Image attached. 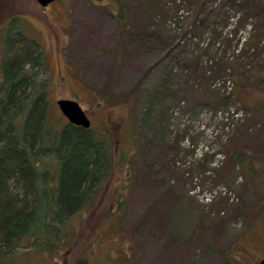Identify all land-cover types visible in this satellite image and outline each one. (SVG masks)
<instances>
[{
  "label": "rangeland",
  "instance_id": "obj_1",
  "mask_svg": "<svg viewBox=\"0 0 264 264\" xmlns=\"http://www.w3.org/2000/svg\"><path fill=\"white\" fill-rule=\"evenodd\" d=\"M140 3L132 1L130 22L123 24L117 20L115 0H57L46 8L37 0H0V83L3 59L19 47V42L5 40L10 28L12 37L17 39L19 31L40 45L46 66L36 71L48 84L50 126L61 129L68 123L57 100L76 99L91 127L103 135L109 132L117 160L93 202L71 216L64 228L58 225L50 245L43 241L32 247L34 238H25L0 264H75L79 258H87L88 264H126L125 258L130 264H258L264 258V41L251 63L244 56L232 58L235 71H244L251 83L243 93L245 105L233 97L229 110L216 111L209 100L236 89L232 78L189 70L181 76L176 44L180 29L174 21L163 22L157 28L158 41L153 38L151 47L142 44ZM250 28L241 27L233 45L214 42L209 55L220 47L219 55H236ZM173 45L177 47L170 50ZM172 73L178 78L166 89ZM144 75L138 96L128 108L121 107L119 101ZM103 88L119 104L106 101L98 91ZM149 103L157 120H165L157 128V145L144 128ZM236 124L243 126V133ZM164 137L178 140L174 172L157 163L155 154L163 153ZM227 137L236 138L237 150L254 158L258 173L240 165L213 170L225 162L220 140ZM203 152L208 156L205 165ZM127 163L138 180L128 176ZM149 163L161 178L145 177ZM162 194L160 218L144 223L147 208ZM225 196L226 202L218 200ZM128 243L134 258L123 255Z\"/></svg>",
  "mask_w": 264,
  "mask_h": 264
},
{
  "label": "trees",
  "instance_id": "obj_2",
  "mask_svg": "<svg viewBox=\"0 0 264 264\" xmlns=\"http://www.w3.org/2000/svg\"><path fill=\"white\" fill-rule=\"evenodd\" d=\"M132 1L115 0L119 23L130 22L129 8ZM138 10L144 19L139 40L148 47H151L153 38L158 41L157 36L160 34L157 28L161 23L174 21L176 28L180 29L176 44L180 46L177 62L180 64L181 76L189 70V73L194 75L202 72L211 73L215 78L222 74L232 78L236 89L227 95L215 94L214 100H209L216 111L227 108L233 97L245 105L243 93L251 83L247 81L244 71L243 74L235 71L232 58L244 56L251 63L257 57V50L264 41L263 0H141ZM215 18H219L220 22ZM186 20H189L187 27L182 25ZM247 24L251 27V32L244 39L242 46L235 48L236 55L228 57L226 51L219 55L221 47L215 55H209L212 54L214 42L218 40L229 46L233 45L241 27ZM223 32L224 37L221 36ZM16 34L17 39L12 37L10 28L8 35L5 33V40L17 41L19 47L1 63L3 79L0 83V262L4 261L16 245L20 246L25 238H34L32 247L43 241H46V246L50 245L51 237L58 232V225L65 226L71 216L93 202L97 196L95 194L110 178L117 164L108 131L103 135L93 128H83L69 122L61 129L50 126L48 84L39 80L36 71L38 67L46 66L41 57L43 53L39 50L38 43L32 44V40L24 37L19 31ZM209 34L213 36L212 39L207 36ZM162 41L163 39L160 45ZM202 43L204 47L200 46ZM177 46L173 45L170 50ZM205 58H209L207 63L203 62ZM176 76L169 74V79L164 84L166 89H170L173 80L178 78ZM145 77L146 75L140 77L130 94L119 101L121 107L128 108L131 101L138 96ZM98 91L106 101L119 104L115 99H108L105 88ZM155 103L156 101H153V108ZM151 107L149 103L146 112L148 114L144 119L148 127L144 128L152 133L155 138L153 142L157 145L156 140L160 138L157 128L159 125L164 126L165 120L162 116L157 120ZM227 110L229 109H224ZM235 119L240 120L234 118L233 121ZM242 129L243 126H236V130L241 133ZM164 139L165 137L160 139L164 144L163 153L155 154L159 160L157 163L159 167L169 171L172 168L174 172L176 159L173 156L178 155L180 151L178 140ZM222 141L220 140L224 144V151L220 153L226 155V159L223 165L213 167L214 171L219 167L236 168L240 165L245 166L250 174L258 173L254 158L235 147L238 142L236 138L227 137ZM201 156L205 165L207 153L203 152ZM126 166L130 169L128 176L131 174L132 179L138 180L134 175V166L128 163ZM203 169L205 172H213L211 168ZM147 170L146 178H161V173L155 170L153 163L147 164ZM164 198L165 194H162L151 203L147 208L144 223L160 218L158 208L163 206ZM218 200L226 202L227 197H219ZM116 208L114 207L111 213L116 212ZM123 255L134 258L135 252L129 243L126 244ZM123 261L130 264L126 258ZM88 263L87 258H79L75 264Z\"/></svg>",
  "mask_w": 264,
  "mask_h": 264
},
{
  "label": "water",
  "instance_id": "obj_3",
  "mask_svg": "<svg viewBox=\"0 0 264 264\" xmlns=\"http://www.w3.org/2000/svg\"><path fill=\"white\" fill-rule=\"evenodd\" d=\"M55 1L57 0H37L43 8H46L49 4ZM56 103L59 106L61 113L67 117L69 123L83 128H92L89 115H87L82 105L79 104L76 99L62 97L57 100ZM258 264H264V258H262Z\"/></svg>",
  "mask_w": 264,
  "mask_h": 264
}]
</instances>
